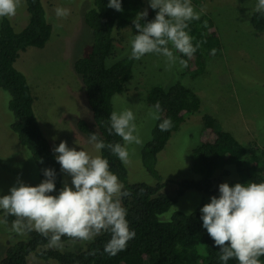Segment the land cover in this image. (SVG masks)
Masks as SVG:
<instances>
[{
    "label": "trees",
    "instance_id": "1",
    "mask_svg": "<svg viewBox=\"0 0 264 264\" xmlns=\"http://www.w3.org/2000/svg\"><path fill=\"white\" fill-rule=\"evenodd\" d=\"M109 0H94L92 9L86 14L85 23L92 31L93 44L90 52L73 65L74 72L85 87L87 103L92 113V121L80 120L78 131L89 137L96 133L107 143L124 145L121 137L114 132L109 133L110 114L114 112L113 97L122 94L133 79L135 59L130 56L112 61L115 54V34L130 31L137 34L133 21L143 12L144 0H121L123 11L107 7ZM29 22L20 32H16L10 20L2 18L0 22V90L10 95L9 109L15 120L10 125L18 143L25 148L39 169L40 181L45 179L43 170L54 169L56 172L57 195L63 187V176L55 153L42 131L34 112L35 97L26 76L15 64L20 54L28 48L43 49L52 35V27L46 20L42 0H25ZM156 11L148 8V16L140 23L153 20ZM189 35L193 37V45L200 47L189 58L176 51L173 53L180 60L187 61L185 70L196 76L204 72L205 62L218 56L222 44L214 21L207 16L199 20L188 21ZM250 23L256 32H264V13L254 11ZM215 49V55L212 50ZM159 102L162 111L160 119L152 129V138L143 147L141 161L147 173L155 180L154 186L146 183H128V172L124 163L109 149L100 151L107 159L110 171L117 175L123 190L130 193L122 197V206L127 209L126 219L134 230L135 238L127 243L125 250L116 255L105 251V245L111 239L110 232H102L87 240L85 245L75 250H58L50 247L49 237H45L35 229H29L27 221L22 227L27 240L20 241L6 249L0 264H29V257L36 255L45 262L55 261L57 264H224L220 257V249L203 227L202 214L199 211L187 213L176 211L171 220L161 221L160 216L168 212L187 190L202 192L207 196L219 193V185L228 181L230 186L236 183L264 182V150L259 153L250 152L248 148L229 131L220 128L216 118L203 114L202 132L198 146L193 150V171L200 180H183L178 183L175 196L161 193L166 183L157 169L159 155L165 150L174 133L181 130L182 125L192 115L199 113L201 102L193 89L181 83L169 88L155 86L146 95L149 107ZM201 114V112H200ZM164 119H171L172 127L161 131L159 124ZM217 185L214 186V181ZM0 217L6 222L15 223L17 217L0 209ZM80 239L63 236L61 243ZM49 247V248H46ZM264 264V256L259 258ZM227 264H239L229 259Z\"/></svg>",
    "mask_w": 264,
    "mask_h": 264
},
{
    "label": "rangeland",
    "instance_id": "2",
    "mask_svg": "<svg viewBox=\"0 0 264 264\" xmlns=\"http://www.w3.org/2000/svg\"><path fill=\"white\" fill-rule=\"evenodd\" d=\"M93 3L94 0H42L46 20L52 27L51 38L43 49L31 47L22 52L15 66L30 84L35 97L34 112L52 149L66 141L70 148L82 149L96 156L101 155L100 152L77 128L80 120L91 122L92 113L85 87L73 70L74 63L87 56L93 44L92 31L85 23ZM144 3L143 11H148L149 0H144ZM191 3L200 16L214 21L222 44L221 53L208 59L204 72L194 77L190 72L185 73V67L175 54L177 59L174 63L163 55L147 54L134 61L132 81L112 101L115 112L130 109L134 113L142 141L139 145H127L129 162L124 165L128 183L154 186L156 180L147 173L141 161L142 149L151 140L157 120L153 119L155 109L147 105L146 95L155 86L167 89L175 83L190 87L198 95L201 114L196 113L187 119L159 155L157 169L162 182H167L161 193L170 196L176 195L179 182L200 180L193 171V150L200 141L203 114L214 116L220 128L231 132L250 152L264 150V32H256L250 23L257 0H191ZM58 7L69 9L70 15L58 18L55 13ZM7 18L16 32L22 31L29 22L25 0H22L16 14ZM133 38L129 30L115 34L112 61L130 56ZM9 101L10 95L0 90V196L9 194L18 179L30 186L41 182L35 161L19 145L10 129L15 118L9 109ZM62 176L63 185L65 181L71 185V177L63 172ZM213 183L216 186L217 180ZM224 183L228 181L224 180ZM211 197L187 190L168 212L160 216V220H171L176 211L201 213V208L210 202ZM14 225L0 217V260L9 246L29 238L23 228L18 230ZM86 241L69 240L50 247L75 250L83 247ZM29 264L57 263L45 262L31 255Z\"/></svg>",
    "mask_w": 264,
    "mask_h": 264
},
{
    "label": "clouds",
    "instance_id": "3",
    "mask_svg": "<svg viewBox=\"0 0 264 264\" xmlns=\"http://www.w3.org/2000/svg\"><path fill=\"white\" fill-rule=\"evenodd\" d=\"M22 0H0V18L12 17L21 6ZM156 11L155 18L143 26L140 21L148 16L145 9L133 21L137 34L131 41L130 59L140 60L147 54H160L174 63L177 57L169 44L183 56L191 58L200 45H193V37L186 31L188 21L199 20L191 0H149ZM116 11H123L121 0H109L107 5ZM257 12L264 13V0H257ZM58 18H67L70 10L55 9ZM216 50H212L215 55ZM187 67L186 60H180ZM153 119H160L162 111L159 102L154 106ZM172 127L171 119L159 124L161 131ZM115 133L124 141L105 143L96 133H90L88 142L97 152L107 148L123 163L129 162L127 145L142 144L138 135L135 115L130 109L110 114L109 133ZM55 159L61 171L71 177L56 192V172L43 170V179L38 185L30 186L21 180L0 196V209L17 217L15 227L34 228L49 237L51 246H59L61 238L68 236L80 240H90L102 232H110L111 239L105 251L116 255L135 238V231L126 219L127 209L122 206V197L130 195L123 190L116 174L110 171L107 159L101 155L92 156L85 150L70 148L66 141L54 147ZM220 195L212 196L210 202L201 208L203 227L220 249L219 259L227 264L235 258L239 264H261L264 256V182L247 184L228 183L219 185ZM192 213L189 212L188 215Z\"/></svg>",
    "mask_w": 264,
    "mask_h": 264
}]
</instances>
